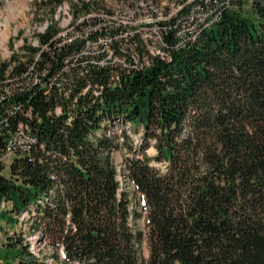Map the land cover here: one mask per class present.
Instances as JSON below:
<instances>
[{
  "label": "trees",
  "instance_id": "obj_1",
  "mask_svg": "<svg viewBox=\"0 0 264 264\" xmlns=\"http://www.w3.org/2000/svg\"><path fill=\"white\" fill-rule=\"evenodd\" d=\"M197 1L211 20L187 37L180 13L160 21L163 55L135 27L104 37L97 55L86 36L95 2L34 0L47 21L37 42L0 59V202L8 217L30 215L57 264H264V0ZM65 2L71 39L56 19ZM108 49L127 64L95 59ZM20 124L35 141L15 148L7 175ZM122 148L139 210L113 159ZM144 212L147 258L131 222ZM8 252L49 264L23 233Z\"/></svg>",
  "mask_w": 264,
  "mask_h": 264
},
{
  "label": "rangeland",
  "instance_id": "obj_2",
  "mask_svg": "<svg viewBox=\"0 0 264 264\" xmlns=\"http://www.w3.org/2000/svg\"><path fill=\"white\" fill-rule=\"evenodd\" d=\"M34 0H0V59H8L14 51L21 49L25 42L30 41L33 43L37 42L36 34L40 31H43L47 21L41 23V18L39 13L34 10L33 7ZM87 1V0H86ZM96 3V8L93 9L95 14L106 16L109 20H121L131 18V12L134 9L133 18L135 23H148L156 22L159 20H164L169 17L178 15L183 10H188L193 8V5L197 0H156L157 6H155L154 11L148 10L145 6V1L142 0L140 4L133 2L132 4H127L119 0H91ZM208 1V0H206ZM211 1V0H209ZM213 1V0H212ZM150 2V1H148ZM136 6L131 10V7ZM142 7V8H141ZM195 7V6H194ZM138 8V9H137ZM136 11V13H135ZM117 12V13H116ZM56 19H58L59 26L62 28L61 35L64 39H71L73 34L76 32V27L73 25V16L68 2H65L62 6L58 8L56 12ZM109 13V14H108ZM130 13V14H129ZM123 15V16H122ZM130 15V16H129ZM129 16V17H128ZM89 17V14H88ZM91 25H94L93 18H88ZM121 17V18H120ZM86 20L81 16L79 21ZM205 21V20H204ZM124 126L123 122H116L113 125V129L116 132L121 134V128ZM135 139L138 138V135L135 132H132L128 128ZM125 149H117L113 152V159L118 164L119 177L122 180V187L129 192V195L132 199V207L141 208L139 201L142 202V197L137 195L134 192L132 185H128L126 182V177L123 173L124 165V155ZM148 153L152 154L156 150L154 146L148 148ZM13 158V154H8L3 158L4 164L6 165L3 170L4 174H9L10 172V162ZM7 205L5 201L0 202V264H15L16 259L12 253H7V242L11 236L14 234L23 233L26 240L31 243L32 250L38 252L42 250L46 255L49 264H57L58 261L53 259L51 256L52 250L48 249L45 245V241L41 237L39 231L31 230V223L29 221V216L22 214L16 216L12 214L8 217L5 214V209ZM23 218V219H22ZM133 226L144 232V238L140 242L139 252L144 258L149 256V246L148 239L146 236L147 232V222H146V212L143 213L142 217L138 220H131ZM61 253V251H60ZM178 264V263H176Z\"/></svg>",
  "mask_w": 264,
  "mask_h": 264
},
{
  "label": "built area",
  "instance_id": "obj_3",
  "mask_svg": "<svg viewBox=\"0 0 264 264\" xmlns=\"http://www.w3.org/2000/svg\"><path fill=\"white\" fill-rule=\"evenodd\" d=\"M119 1L127 3V0H119ZM141 1L142 0H136V4H140ZM145 3H146L145 6H147L148 10L154 11V8L156 6V4L154 2H145ZM135 7L136 6L131 7V10ZM213 9H210L209 11H207L197 1L193 5V8L181 11L179 15L181 16L180 24H182V26L179 28V30L176 32V34L178 36L186 37L187 34L194 31L196 26H200L199 21L208 20L210 18V16L213 14ZM133 12H134V9L132 10L131 13H133ZM179 15H176V16H179ZM96 16H97V14L92 12L89 14L88 18H94ZM97 17H100L102 21L99 23H94V25L90 26L92 29V30L90 29L91 31L97 32L96 35L92 36L90 30L86 33L88 45L93 44V49L100 44H104V42H103L104 37H111L112 41H113V39L118 40L119 34L125 33L128 29H133L134 27H137V26H145L144 24H146V23H134V24H132V23H130L129 18L121 19V20L120 19L119 20H109L106 18V16H103V17L97 16ZM164 20H159L158 22H156V25H157L156 30H149V31H153L154 33H159L160 38H162V40H163V36L161 34V23H160V21H164ZM109 47H111V46H109ZM148 52H149V54H152V55H158V54L162 55L160 52H154L153 50H149ZM92 54H93V52H92ZM132 56L136 61L139 60L140 56H138V53L134 52V53H132ZM96 60L99 62L104 61V60H111V63H114V62L120 63L121 62L122 64H127V60L125 59V57L122 56L119 58H112L111 54H109V51L106 54H104V56H101L100 58H96ZM145 61L149 63V59L147 57H145ZM17 135H18V139L10 140L8 143V147L10 145H16V144H22L23 145L25 138L28 136H31L33 134H30L28 127L24 126V128L20 132H17ZM6 155H8V150L2 156V159Z\"/></svg>",
  "mask_w": 264,
  "mask_h": 264
},
{
  "label": "bare ground",
  "instance_id": "obj_4",
  "mask_svg": "<svg viewBox=\"0 0 264 264\" xmlns=\"http://www.w3.org/2000/svg\"><path fill=\"white\" fill-rule=\"evenodd\" d=\"M117 13V12H116ZM136 13V12H135ZM109 14V13H108ZM130 14V13H129ZM123 16V15H122ZM130 16V15H129ZM128 16V17H129ZM135 17L134 16V12L131 13V18L129 17V21L130 23H133L135 22L133 18ZM121 18V17H120ZM211 20V18L209 19V21ZM209 21L207 20H202V21H199V24H206L208 23ZM150 23V22H148ZM148 23L144 24L145 26H137L135 27V30L134 31H137L139 32L140 36H141V39H143V41H145V44L147 46V50H153L154 52H160L162 55H163V51H162V48L160 47V44L163 43V40L162 38H160V34L159 33H154L153 31H149V30H156L157 29V25H156V22H152L151 24H149L150 26H148ZM197 27L194 29L195 32H197ZM194 32V33H195ZM190 34V33H189ZM187 34V35H189ZM186 35V37H187ZM193 35V34H191ZM108 41H110V37L108 38ZM93 45V44H92ZM101 45V44H100ZM100 45H98L97 47L94 48L95 52L97 55H99L101 53V50H100ZM90 46V45H89ZM89 49V47L87 48ZM93 49V47H92ZM99 50V51H98ZM109 50V54H111V57L112 58H117L115 56H112V52L110 49ZM97 51V52H96ZM96 59V58H95ZM106 62H110L111 63V60H104L103 61V64L106 63ZM24 128V126L22 124L19 125V129L18 131H16V133L14 134L13 136V139L12 140H16L18 139V135H17V132H20L22 129ZM35 141V138H34V135H31V136H28L25 138L24 140V144H16V145H10L7 150H8V154H13L15 153V148L16 147H21L23 148L24 150L25 149H29L28 147ZM29 213V212H28ZM24 216L26 215V213H23ZM29 215V214H28ZM30 216V215H29ZM23 219V218H22Z\"/></svg>",
  "mask_w": 264,
  "mask_h": 264
}]
</instances>
